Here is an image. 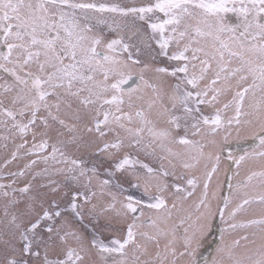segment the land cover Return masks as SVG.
<instances>
[{"label":"snow or ice","instance_id":"6c2138e0","mask_svg":"<svg viewBox=\"0 0 264 264\" xmlns=\"http://www.w3.org/2000/svg\"><path fill=\"white\" fill-rule=\"evenodd\" d=\"M0 264H264V0H0Z\"/></svg>","mask_w":264,"mask_h":264}]
</instances>
